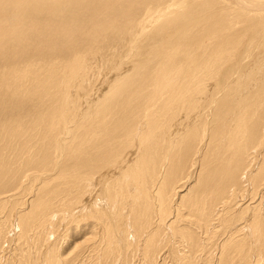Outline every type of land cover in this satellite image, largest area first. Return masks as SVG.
I'll return each mask as SVG.
<instances>
[{"label": "bare ground", "instance_id": "obj_1", "mask_svg": "<svg viewBox=\"0 0 264 264\" xmlns=\"http://www.w3.org/2000/svg\"><path fill=\"white\" fill-rule=\"evenodd\" d=\"M171 1L0 0L4 264H264V0Z\"/></svg>", "mask_w": 264, "mask_h": 264}, {"label": "rangeland", "instance_id": "obj_2", "mask_svg": "<svg viewBox=\"0 0 264 264\" xmlns=\"http://www.w3.org/2000/svg\"><path fill=\"white\" fill-rule=\"evenodd\" d=\"M150 1H152V0H150ZM187 1V0H186ZM221 1H223V2H221ZM257 0H247V2L248 3H255ZM179 2H183L182 0H172L171 1V3L169 4L170 6H172V8L174 7V6H176V5H178L179 4ZM223 3V5H222V8H226L227 7V9H234V10H231V12H233V11H235V9H237L238 10V7H237V5H235V2H234V0H220L219 1V3ZM225 3H226V5H225ZM229 4V5H228ZM228 5V6H227ZM226 6V7H225ZM181 7V5H179V7H175V8H173L174 10H177V9H179ZM232 7H234V8H232ZM220 8H221V6H220ZM236 12V11H235ZM235 12H233V16L235 15L236 16V14H238V11L235 13ZM85 30H89V28H84ZM79 38H83V39H85V41L87 42L90 38H88L87 39V35H86V31H80L79 33ZM76 37V36H75ZM112 36H107V38H111ZM84 41V42H85ZM92 43V42H91ZM74 44H78L77 43V40H76V43H74ZM105 76H102V78H104ZM109 77V76H108ZM108 77H105L106 78V80H107V78ZM105 80V81H106ZM101 82H103V80L101 81V79L100 80H98V82L97 83H99L98 85L99 86H97V87H101L100 86V83ZM245 181V180H244ZM244 181H243V183H244ZM246 185V184H245ZM15 231V230H14ZM14 231H13V233H14ZM56 233H58V232H56ZM92 232H90V234L89 235H87V236H91V235H93V234H91ZM58 235H59V233L58 234H55V237H56V239H59L60 238V236L58 237ZM51 240V239H50ZM3 246L5 247L6 246V244L4 243L3 244ZM174 246H175V242H174ZM68 248V247H67ZM12 250V247L10 246V245H7V248H4V253H6V252H9V251H11ZM30 250L31 249H29V252H30ZM163 252V253H162ZM162 252H160V254H158V259H160L159 260V263H158V260H157V262H156V264L158 263V264H169L170 262L172 263V264H178V262H174L173 260H175V259H171L170 260V256H171V254L169 255V253L168 252H164V251H162ZM165 254V255H164ZM163 255V256H162ZM217 254L214 252L213 253V256H216ZM58 255H56V257H57ZM161 256V257H160ZM160 257V258H159ZM167 257H169V258H167ZM163 259H165L164 260V262L162 261ZM166 259H167V261H166ZM2 260H4V258L2 259ZM0 261V264H4V261ZM160 261H162L161 263H160ZM168 261H170V262H168ZM63 262V261H62ZM75 262V261H74ZM168 262V263H167ZM138 263H140L139 262V260H137L136 262H134V264H138ZM170 263V264H171Z\"/></svg>", "mask_w": 264, "mask_h": 264}]
</instances>
